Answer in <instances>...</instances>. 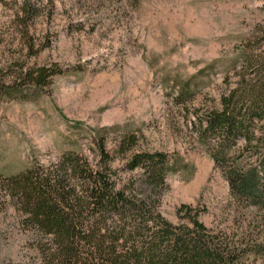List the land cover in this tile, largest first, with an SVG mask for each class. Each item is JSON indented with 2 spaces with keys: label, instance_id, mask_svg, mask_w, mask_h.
<instances>
[{
  "label": "rangeland",
  "instance_id": "1",
  "mask_svg": "<svg viewBox=\"0 0 264 264\" xmlns=\"http://www.w3.org/2000/svg\"><path fill=\"white\" fill-rule=\"evenodd\" d=\"M26 6L33 19L23 34ZM263 24L264 0H0L7 84L20 82L19 66L58 64L66 72L26 99L0 98V176L69 151L93 154L92 138L108 129L112 166L124 182L141 173L124 170L135 153L170 156L159 206L165 219L188 224L178 211L192 206L210 230L264 245V213L234 200L213 148L194 129L198 117L221 109L235 87L232 64ZM134 136V149L123 153L120 142ZM21 219L0 186V264H41L34 231Z\"/></svg>",
  "mask_w": 264,
  "mask_h": 264
},
{
  "label": "trees",
  "instance_id": "2",
  "mask_svg": "<svg viewBox=\"0 0 264 264\" xmlns=\"http://www.w3.org/2000/svg\"><path fill=\"white\" fill-rule=\"evenodd\" d=\"M30 7L19 14V28L28 31ZM30 49L34 46L30 40ZM232 64L235 87L221 97V109L198 117L194 129L213 148L236 202L264 213V24L256 27ZM21 80L8 85L0 71V98L26 99L66 73L60 66H19ZM182 100H186L184 93ZM108 129L92 138L93 154L65 152L48 165L39 162L0 186L21 214L20 225L34 231L41 264H245L250 256L264 260V245L223 231L210 230L199 211L182 205L176 225L160 213L167 188L170 156L139 152L124 170L139 176L124 182L107 149ZM239 142H243L239 146ZM137 137L119 148L134 149Z\"/></svg>",
  "mask_w": 264,
  "mask_h": 264
}]
</instances>
